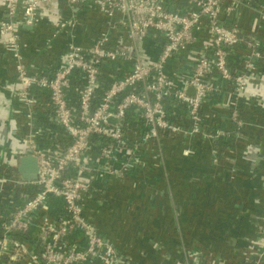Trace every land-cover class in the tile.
Instances as JSON below:
<instances>
[{"label":"built area","instance_id":"2783aa9c","mask_svg":"<svg viewBox=\"0 0 264 264\" xmlns=\"http://www.w3.org/2000/svg\"><path fill=\"white\" fill-rule=\"evenodd\" d=\"M0 8V43L14 61L22 117L32 127L37 110L47 105L71 140L61 150H51L33 138L43 128L34 130L23 147L38 159L37 178L26 180L17 170L25 150L0 172V264H85L92 258L131 264L86 216L84 200L92 185L84 174L123 176L142 165L138 152L143 146L154 143L162 150L164 136L201 134L221 140L228 133L207 129L203 111L208 97L220 89L218 78L231 86L227 104L237 131L245 124L240 100L264 109V95L247 91L251 79L264 78L255 62L264 61V37L259 36L264 34V0H0ZM93 8L100 30L90 44L78 43L79 15ZM242 10L254 14L248 30L232 21ZM47 18L51 38L65 35L68 46L60 68L33 73L23 54L20 27ZM150 41L160 48L151 52ZM241 46L245 58L231 63V50ZM180 56L191 62L189 71L174 68ZM181 108L184 116L176 119ZM130 114L139 122L134 137L129 136ZM91 152L97 163L114 162L117 154L127 159L120 167L106 163L97 170L86 161ZM20 198L25 200L18 203ZM54 198L63 203L58 217L49 213ZM33 232L37 239L30 242ZM258 241L264 247V223ZM255 253L258 257L244 264H261L264 250Z\"/></svg>","mask_w":264,"mask_h":264},{"label":"crops","instance_id":"0c3cea01","mask_svg":"<svg viewBox=\"0 0 264 264\" xmlns=\"http://www.w3.org/2000/svg\"><path fill=\"white\" fill-rule=\"evenodd\" d=\"M253 19L250 10H242L232 21L248 30ZM79 21L76 41L88 45L100 30L99 15L93 8L81 13ZM22 28L20 39L30 70L42 74L60 68L68 38H51L52 27L46 21ZM160 45L150 41L148 48L154 52ZM245 56L244 46L233 49L230 62L237 65ZM255 62L264 71V61ZM190 67L184 56L174 64L180 73ZM217 84L219 91L208 97L203 111L208 115L207 129L218 127L228 133L221 140L215 142L201 134L164 136L162 150L154 143L143 146L138 152L142 165H134L123 176L99 171L84 174L92 185L84 200L86 216L131 264H244L264 250L258 243L264 223V109L255 101L240 100L245 124L237 131L227 104L231 86L221 78ZM18 88L13 58L0 43V172L10 166L12 156L27 148L23 147L26 137L33 136L34 130L43 128L33 138L51 150L59 151L71 141L47 105L37 110L32 127L27 126L16 98ZM178 113L176 119L185 110ZM128 119L129 136L134 137L139 122L136 114ZM248 143L260 146L263 158L252 156ZM245 153L251 155L244 158ZM90 155L86 161L97 170L106 163L120 167L127 159L117 154L114 162L97 163L96 152ZM62 204L54 198L49 213L62 215ZM36 234L28 238L30 242L37 239ZM85 264L103 263L92 258Z\"/></svg>","mask_w":264,"mask_h":264},{"label":"water","instance_id":"95a60500","mask_svg":"<svg viewBox=\"0 0 264 264\" xmlns=\"http://www.w3.org/2000/svg\"><path fill=\"white\" fill-rule=\"evenodd\" d=\"M192 92V89L189 90ZM19 165L17 166V170L22 176V178L34 181L39 172V164L37 157L33 154L32 150L26 148L24 154L18 158Z\"/></svg>","mask_w":264,"mask_h":264},{"label":"trees","instance_id":"16d2710c","mask_svg":"<svg viewBox=\"0 0 264 264\" xmlns=\"http://www.w3.org/2000/svg\"><path fill=\"white\" fill-rule=\"evenodd\" d=\"M43 21H46L52 27V23H51V20L49 18H47ZM22 27L23 26L20 27V31H22V29H23ZM254 83H259L261 85L257 87L254 85ZM263 85H264V78H253L250 80V83L247 86V91L249 92L250 95H261V94L264 95V86ZM248 145L251 147L250 150H251V154H253L252 156H254V157L259 156V158L261 156V158H263V150L260 146H257L255 144H249V143H248ZM251 154L245 153L244 158H246L248 155H251Z\"/></svg>","mask_w":264,"mask_h":264}]
</instances>
